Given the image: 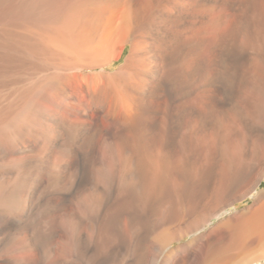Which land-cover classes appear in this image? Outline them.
Masks as SVG:
<instances>
[{
  "label": "bare ground",
  "instance_id": "bare-ground-1",
  "mask_svg": "<svg viewBox=\"0 0 264 264\" xmlns=\"http://www.w3.org/2000/svg\"><path fill=\"white\" fill-rule=\"evenodd\" d=\"M55 1L23 0L18 9L50 20L65 11ZM110 2L124 10L122 45L117 30L100 33L101 23L87 22L79 8L74 22L11 26L12 43H1L0 78L19 66L43 69L48 90L40 105L30 86L0 101V264H105L117 249L113 263L132 264L148 247L150 197L170 183L187 191L203 158L213 166L191 186L192 200L219 179L235 187L264 159V0ZM132 37L125 64L109 70ZM198 82L208 90L190 94ZM30 125L37 149L22 138ZM188 159L189 174L181 169ZM124 218L133 233L127 242ZM218 228L215 241L187 246L183 264H219L263 237L264 201Z\"/></svg>",
  "mask_w": 264,
  "mask_h": 264
},
{
  "label": "rangeland",
  "instance_id": "rangeland-1",
  "mask_svg": "<svg viewBox=\"0 0 264 264\" xmlns=\"http://www.w3.org/2000/svg\"><path fill=\"white\" fill-rule=\"evenodd\" d=\"M22 1L23 0H8V1L0 0V46H1V43L3 42L7 44L12 43L11 41L13 40V38L12 36L9 35L10 34L9 29L11 28V26L15 27L19 25L20 28H18V30H21V27H22L21 24L23 25L25 22H74L72 12L74 11L75 8H79L80 12H83L84 9H87L88 10V14H87L88 21L87 22L101 23L100 33H103L104 31L106 32L108 30L111 31L112 27H113L112 29L114 30H117L118 27L120 29V27H122L120 21L124 22L123 20L124 14H121L122 12H124L123 8L122 7L118 8L117 6L112 4L110 2L112 0H103V1L101 0H57L58 2L55 1L56 5H60L61 2L65 4V11H63L64 13L61 16L58 14L59 17L57 18L45 20V21L39 19L38 16L37 17L35 16L33 18H28L26 16L24 17L22 10L18 9L21 6ZM113 5L115 9L113 8ZM11 7L16 8V10L13 13L9 12V9ZM120 15L121 17L119 19L118 16ZM109 18L112 19V21ZM118 21H119V24H117ZM104 23L106 25H104ZM106 27H110V28H107L106 30L105 29ZM122 29L123 28H121V30ZM119 32L122 33L121 31ZM119 32L118 30L116 31L117 37L119 38L118 39L119 42L118 40L116 42L118 43V45L116 44V46L122 45L120 40H124L123 38L119 37L121 36ZM131 40H133V37L132 39L131 38L129 39V43L125 47V50L123 51L121 58L116 60L113 66L108 67L109 70L113 71V70L120 69L122 65L125 64V60L127 59V56L129 55L132 49ZM43 71H44L43 69L42 70L36 69V70H32V71L30 70L29 72L28 71L26 72L22 66H19L16 69V72L15 71L12 72L13 74L11 73L9 77H3V78L1 77L0 78V101H2L3 103L10 102L18 96L16 95L17 93L20 94L23 90H26L30 86V88L35 87L36 89L38 87L39 90H37L36 92L37 94L36 100L38 102V105H40V103H42V98L40 94H42V91L48 90V86L42 87L40 84L43 78L42 76L44 75V72H45ZM34 81L35 83L37 81V83L35 84ZM198 83H200L198 84L199 88L197 87V84H196V86H194V88L196 89L195 91H193V86H192L191 87L192 91L189 90L190 94H192V92L193 93L195 92L194 94L199 93V96H201L203 92H206V89L208 90L207 87L209 86H207V84H203L201 82H198ZM203 85L205 87L207 86L206 89L205 87H203ZM197 89L198 90L202 89V90L197 92ZM30 126L31 127L28 128L30 132L28 133L26 130L22 132L23 133L22 138H25L28 141V144L31 145L30 149L32 148L37 149L38 147L37 139L39 138V133L37 132V130L33 129L34 128L33 125H30ZM11 148L16 149L17 147L11 145ZM172 160L175 161L174 159ZM263 160L264 159H262V163L261 161L256 162V165L253 167L255 169L252 168L253 170L251 169L250 173L249 171L243 173L244 174V175L242 174L243 177L241 176L242 178L240 177V179H237V181L235 182L237 184L234 183L235 187L233 185L232 187H229L225 184V182L219 179L217 180V182H215V184H213L210 187L208 192H206V195H204L203 197L200 196L198 199H196L195 197V199L193 200L191 199L192 198L191 196L193 194V191L195 190V187H196L195 185L199 184V182L203 180L204 174L212 168L213 163L211 160L207 158H203L201 159V161L197 162V166L194 167V165H192V160L188 159L187 162L185 161L183 163L184 165H181L182 166L181 169L183 170L184 168V171L185 170L186 172L188 171L187 173L189 174L190 170H192L191 168L194 167L195 172H196L192 176L190 173V175H188L186 179V187H187L186 190L187 191H183V189L177 186L176 183H170L169 186H167V192L165 193L166 195L158 194V195H154V197H150V203H151L150 205L153 206V208L151 206L149 207V209H151L149 210V218H148L149 220L148 223L150 222V231H147L148 233L146 234L147 239H149L147 240L148 247L145 250L144 258H141V260L134 261L132 264H174V262H176L175 261L176 257L180 255L181 253L183 254V259L179 261L177 264H183L185 263L184 261L187 260L184 258L186 256L184 253H185V249L187 248V246H190L191 248H194L196 250L200 247L201 243L203 244L207 242L208 243L213 242L219 237H221L220 235H222L223 230L221 228H218V226L222 224V221L227 220L229 218V215L235 213L236 211L248 213L252 209L259 206L264 201V178L259 182V184L257 182L258 179H260V176L263 175L264 173ZM140 162L138 164V168H141V166H139ZM172 169L174 170V173ZM170 171L175 176L177 181L181 180V184H185L182 181V179L178 177L177 175L178 173L177 165L175 166L173 163L172 166L170 167ZM138 181H139V178H138ZM192 185L195 187H191ZM192 188H194V190H192ZM175 204L177 206H175ZM218 209L219 210L221 209V210L219 211ZM214 213L218 215L220 214H223V215L214 216L213 215ZM169 218L172 220H170ZM177 218H179V220ZM172 222H174L175 224L174 223L172 224ZM123 224L125 228L124 232H126L127 234L123 233L122 237L124 238L125 236L123 241L127 242L126 240L133 238V233H132V230L130 229L131 227L129 224V219L124 218ZM164 233L168 234L169 238H168V235H166V240L162 241L161 238L162 236H165ZM154 244L155 246H153ZM115 251L117 252H114V253L112 252L113 255H115L114 258L111 253L110 255L111 259L109 260L107 259L105 264L113 263L114 259L116 258L115 253H119L118 249ZM231 251L232 252H230L228 256L218 261V263L220 262L222 264H264V236L258 238L255 241H250L247 244L245 249L241 247V248H234ZM54 254H53L54 258L56 255L58 256L57 251L54 252ZM117 256L118 258H116L115 260L116 263H117V259H119V257H121L122 255L117 254Z\"/></svg>",
  "mask_w": 264,
  "mask_h": 264
}]
</instances>
